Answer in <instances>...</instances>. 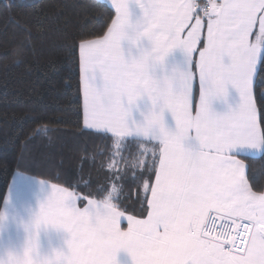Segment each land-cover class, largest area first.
I'll return each instance as SVG.
<instances>
[{"label": "snow or ice", "instance_id": "obj_1", "mask_svg": "<svg viewBox=\"0 0 264 264\" xmlns=\"http://www.w3.org/2000/svg\"><path fill=\"white\" fill-rule=\"evenodd\" d=\"M110 6L107 31L80 33L69 54L78 49L86 129L112 154L111 187L43 180L48 192L23 223L22 247L0 264H116L119 250L132 264H264V190L249 175V161L264 160V102L258 106L256 97L264 85V0ZM175 49L184 53V67L163 71ZM229 85L236 107L212 111L211 99L225 96ZM259 95L264 101V91ZM141 97L151 107L135 120L130 107ZM129 180L145 218L126 215ZM48 228L62 231L64 242L42 253L39 234Z\"/></svg>", "mask_w": 264, "mask_h": 264}, {"label": "trees", "instance_id": "obj_2", "mask_svg": "<svg viewBox=\"0 0 264 264\" xmlns=\"http://www.w3.org/2000/svg\"><path fill=\"white\" fill-rule=\"evenodd\" d=\"M114 16L100 0H0V210L15 173L61 187L66 178L111 187L112 154L83 127L78 49L69 48L84 31L102 36ZM249 163L264 190V160ZM117 166L123 171L124 161ZM136 190L130 180L123 186L126 215L142 219Z\"/></svg>", "mask_w": 264, "mask_h": 264}, {"label": "crops", "instance_id": "obj_3", "mask_svg": "<svg viewBox=\"0 0 264 264\" xmlns=\"http://www.w3.org/2000/svg\"><path fill=\"white\" fill-rule=\"evenodd\" d=\"M105 2L110 8V0H100ZM132 11L138 13V8L133 4L131 5ZM113 9V8H112ZM114 10V9H113ZM115 13V11H114ZM184 35H187L185 32ZM203 35L207 36V20H204ZM125 48V54H128L127 45H122ZM201 49L203 43L198 45ZM133 55L135 51L133 50ZM196 58H199V53H196ZM184 67V53L180 49L173 50L164 62L163 71H170L173 68L182 69ZM80 72V68H79ZM81 83V82H80ZM81 94V106H82V117L83 127L85 113H84V95L82 87L80 89ZM196 99L199 98V81L197 74ZM239 101L238 94L229 85L227 86L226 95L220 98H212L210 102L211 110L222 114L229 108H235ZM151 107V102L147 97L138 98L134 105L130 107V113L132 119L140 120L141 113L146 112ZM165 123L166 126L174 128V121L171 118V114L165 112ZM15 181L13 182L14 175L9 183L8 190L4 197V202L0 210V257H6L8 252H15L20 250L25 239L26 232L23 227V223L26 222L33 210L37 207L38 203L45 199L48 188L44 183L29 176L22 174H15ZM45 195V196H44ZM83 207V206H81ZM146 217V216H145ZM144 217V218H145ZM122 228H127V222L122 224ZM65 234L62 231L48 228L42 229L39 234V247L42 253H47L52 249L60 248L63 246ZM116 264H132L130 255L124 251L119 250L116 254Z\"/></svg>", "mask_w": 264, "mask_h": 264}, {"label": "rangeland", "instance_id": "obj_4", "mask_svg": "<svg viewBox=\"0 0 264 264\" xmlns=\"http://www.w3.org/2000/svg\"><path fill=\"white\" fill-rule=\"evenodd\" d=\"M15 174H16V173H15ZM15 176H16V175H14V179H13V182L15 181ZM44 196H45V195H44ZM45 197H46V196H45Z\"/></svg>", "mask_w": 264, "mask_h": 264}, {"label": "built area", "instance_id": "obj_5", "mask_svg": "<svg viewBox=\"0 0 264 264\" xmlns=\"http://www.w3.org/2000/svg\"><path fill=\"white\" fill-rule=\"evenodd\" d=\"M203 3H207V0H203Z\"/></svg>", "mask_w": 264, "mask_h": 264}]
</instances>
